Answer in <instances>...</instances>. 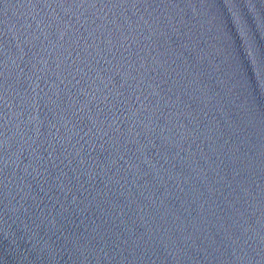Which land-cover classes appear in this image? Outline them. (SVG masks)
<instances>
[{"label": "water", "instance_id": "water-1", "mask_svg": "<svg viewBox=\"0 0 264 264\" xmlns=\"http://www.w3.org/2000/svg\"><path fill=\"white\" fill-rule=\"evenodd\" d=\"M0 264H264V0H0Z\"/></svg>", "mask_w": 264, "mask_h": 264}]
</instances>
